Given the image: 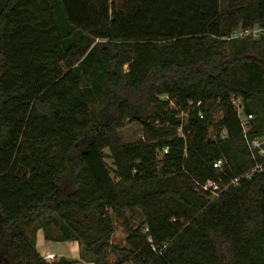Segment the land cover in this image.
<instances>
[{
  "label": "trees",
  "instance_id": "trees-1",
  "mask_svg": "<svg viewBox=\"0 0 264 264\" xmlns=\"http://www.w3.org/2000/svg\"><path fill=\"white\" fill-rule=\"evenodd\" d=\"M236 1L228 21L223 0H0V264H56L39 229L95 264H264V170L221 190L256 165L238 105L264 137V57L219 41L264 30V0Z\"/></svg>",
  "mask_w": 264,
  "mask_h": 264
},
{
  "label": "rangeland",
  "instance_id": "rangeland-1",
  "mask_svg": "<svg viewBox=\"0 0 264 264\" xmlns=\"http://www.w3.org/2000/svg\"><path fill=\"white\" fill-rule=\"evenodd\" d=\"M241 2V1H239ZM238 2L236 0H223V7H224V17L229 21V20H234V16L240 15L241 16V11L238 8ZM242 7L247 6L246 1L241 4ZM259 26H254V28L250 29L253 31L252 33L258 34V32H261L259 36H255V38H251L252 40H241L239 42L234 41L235 39L233 38V34L237 31H239L242 28V21L240 20L236 25L233 26L232 28V35L230 34L227 37L221 38L220 44H221V49L229 52L230 54L233 52V49H244L245 54L247 56L253 55V56H263L264 57V30L263 29H258ZM263 36V40L261 41V38ZM254 36V35H253ZM261 36V37H260ZM260 37V38H259ZM257 38V39H256ZM233 40V41H231ZM167 96H164L166 98ZM142 101L140 105L143 104V110L146 113L152 112V107L149 104L143 103ZM105 104H107V101L105 99H100L92 104V112L93 116L95 118H100L101 114L104 112V107ZM113 112V107L110 109L109 112V120L114 117L112 115ZM214 116L219 117V114L216 113ZM211 135L214 136V131L212 128H210ZM119 133V140L120 143L123 144H129V143H135L137 141H140L143 138V126L140 122L138 121H131L129 119H126L124 121V126L120 129H118ZM106 154H111V151L109 148L105 149ZM107 162L112 165V159L110 157H107ZM129 216V220L133 226H138V225H143L144 223V216L140 212V210H137L135 215H131L130 212L127 213ZM111 219L113 222L114 226V233L112 235V243L114 246H117L118 248H123L126 247V237H127V231L126 227L124 226L123 221L118 218L115 214H111ZM67 243L61 242L59 244H53L51 245L52 249L54 250V254H60L61 250H64V245ZM59 245V247H58ZM80 247L78 248L79 253L76 254V259L80 257L81 252H80ZM116 256H118V253H114ZM114 257L113 252L110 253L109 260L111 261V264L116 261V259H119V257ZM51 258V259H50ZM83 259V258H82ZM85 259V264L91 260L90 257H84ZM52 260L50 262H56V264H73L75 261V257L73 255H69L67 253L66 258L65 257H58L56 255H50L47 259ZM115 260V261H114ZM87 261V262H86Z\"/></svg>",
  "mask_w": 264,
  "mask_h": 264
},
{
  "label": "built area",
  "instance_id": "built-area-1",
  "mask_svg": "<svg viewBox=\"0 0 264 264\" xmlns=\"http://www.w3.org/2000/svg\"><path fill=\"white\" fill-rule=\"evenodd\" d=\"M252 32L253 31H251L250 29L245 30V31H239L236 36L242 37V36L248 35ZM238 114H239L241 125H242L243 131H244V138H245L247 147H248L249 151L251 152V155L255 159L256 165L251 170L244 173L243 175L234 178L228 184V186H226L224 189H221V190H225L226 188H228L231 185H237L239 183L240 179L243 177H251L252 174L259 173V172L264 170V160H262L260 162L258 159V158L264 159V137H259V138L257 137V138L250 139V137L248 135V131H249V127H250L249 124H250V119L252 118V115H246L244 113L243 108L240 105H238ZM222 165H223L222 160H219L214 164V166L217 168H221ZM202 187L204 190H210L211 189L214 196H219V194H220V186L216 183L208 182L207 184H205Z\"/></svg>",
  "mask_w": 264,
  "mask_h": 264
},
{
  "label": "crops",
  "instance_id": "crops-1",
  "mask_svg": "<svg viewBox=\"0 0 264 264\" xmlns=\"http://www.w3.org/2000/svg\"><path fill=\"white\" fill-rule=\"evenodd\" d=\"M54 243L59 244L61 242L46 240L44 230L39 229V231L37 232L36 244H37V248H38L39 252L41 253V255L45 259H48V257L52 254L56 255L58 257L60 256V257L66 258V255L68 253L69 255H73V257H75V261L73 264H85V259L84 258L82 259L81 255H80V257H78L76 259V254L79 253V251H78L79 243L77 241H65V243H67V244L64 245V247H62V248H64V250H61L60 252H58L60 254H54L53 253L54 250L52 249L51 245H53ZM58 247H59V245H58ZM49 261H52V260H49ZM88 264H95V263L90 260L88 262Z\"/></svg>",
  "mask_w": 264,
  "mask_h": 264
}]
</instances>
